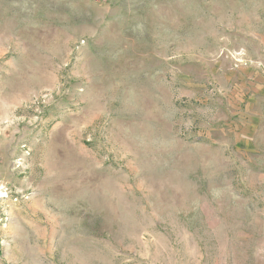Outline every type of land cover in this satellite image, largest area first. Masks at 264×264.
<instances>
[{
    "label": "rangeland",
    "instance_id": "rangeland-1",
    "mask_svg": "<svg viewBox=\"0 0 264 264\" xmlns=\"http://www.w3.org/2000/svg\"><path fill=\"white\" fill-rule=\"evenodd\" d=\"M252 71L264 0H0V264H264Z\"/></svg>",
    "mask_w": 264,
    "mask_h": 264
},
{
    "label": "crops",
    "instance_id": "crops-1",
    "mask_svg": "<svg viewBox=\"0 0 264 264\" xmlns=\"http://www.w3.org/2000/svg\"><path fill=\"white\" fill-rule=\"evenodd\" d=\"M260 75L258 74V73H256V72H254V71H252L251 72V77L253 78H257L258 79V83L260 82V81H263V84H264V77H259ZM259 86V85H258Z\"/></svg>",
    "mask_w": 264,
    "mask_h": 264
}]
</instances>
